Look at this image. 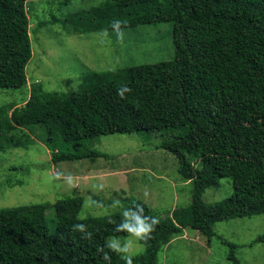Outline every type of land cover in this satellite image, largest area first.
<instances>
[{"label":"trees","instance_id":"16d2710c","mask_svg":"<svg viewBox=\"0 0 264 264\" xmlns=\"http://www.w3.org/2000/svg\"><path fill=\"white\" fill-rule=\"evenodd\" d=\"M29 15L28 0H0V89L27 86ZM160 23L172 24L173 60L89 72L73 93L32 85L26 101L0 107V152L39 140L53 165L94 162L106 157L91 148L98 137L164 133L157 148L177 159L180 180L191 185L190 205L159 216L142 201L123 198L127 214L80 219L84 198L73 191L53 205L0 209V264H125L109 239L122 247L120 239L130 236L122 226L137 218L151 224V217L158 223L150 239L139 240L143 252L132 262L161 264L159 253L187 228L209 244L216 223L264 215V0H104L62 26L68 34H89ZM121 87L130 91L121 96ZM222 147L227 154H214ZM222 179L231 181L233 194L206 204L203 194ZM77 224L84 230H74ZM254 243H264V233ZM223 244L227 259L239 264L237 247Z\"/></svg>","mask_w":264,"mask_h":264},{"label":"rangeland","instance_id":"374dc122","mask_svg":"<svg viewBox=\"0 0 264 264\" xmlns=\"http://www.w3.org/2000/svg\"><path fill=\"white\" fill-rule=\"evenodd\" d=\"M104 0H28L32 58L26 66L27 86L0 89V107L20 105L38 83L45 92H76L82 77L89 72H104L123 67L150 65L174 58L172 24L160 23L135 29L68 34L62 21L74 13L88 10ZM53 19L59 20L52 22ZM38 27L40 23H46ZM118 33L120 35H118ZM157 100V99H156ZM168 137L164 133L107 135L93 140L92 149L106 157L53 165L49 151L39 140L29 147L0 152V209L30 205H53L78 192L84 202L80 219L124 212L123 198H135L157 215L190 205L191 185L177 173V159L157 146ZM72 149H77L75 146ZM227 147L214 154H227ZM71 177V185L68 183ZM233 194L229 179L202 196L214 204ZM97 197L105 204H97ZM108 202H112L108 205ZM46 225L55 228L54 212H45ZM209 244L192 229L176 239L158 255L161 264H233L223 240L234 244L239 264H264V243L254 240L264 233V215L216 223ZM198 235V236H197ZM132 255L143 252L134 237L120 239ZM115 242V238L109 242ZM120 246V245H119Z\"/></svg>","mask_w":264,"mask_h":264},{"label":"clouds","instance_id":"9594fccd","mask_svg":"<svg viewBox=\"0 0 264 264\" xmlns=\"http://www.w3.org/2000/svg\"><path fill=\"white\" fill-rule=\"evenodd\" d=\"M121 24V21L115 20L112 22V27L113 29H118ZM106 32V29L103 30ZM118 35H120L118 33ZM125 91H130V89L126 88H119L118 89V94L123 96ZM68 183L71 185V177H69ZM152 222L151 224H146L142 219L137 218L135 220V225L134 226H129L128 224H124L122 227L127 230V232L130 234L131 237H134L136 240H142V241H147L148 239L151 238V233L155 229V225L158 223V220L154 217H151ZM85 228V225L83 224H77L74 226V230H79L83 231ZM109 249L113 252L123 254L121 258L125 261V264H133L132 262V248L129 246H125L124 248H120V246L116 242H112L108 245ZM105 259H108L107 255L105 254Z\"/></svg>","mask_w":264,"mask_h":264}]
</instances>
